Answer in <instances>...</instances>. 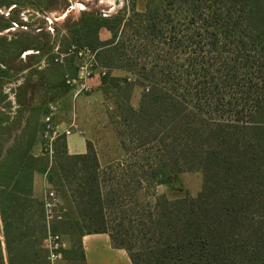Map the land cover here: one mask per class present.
Listing matches in <instances>:
<instances>
[{"label":"trees","instance_id":"trees-1","mask_svg":"<svg viewBox=\"0 0 264 264\" xmlns=\"http://www.w3.org/2000/svg\"><path fill=\"white\" fill-rule=\"evenodd\" d=\"M13 1L0 0V8ZM8 27L2 18L0 32ZM74 27L72 43L96 50L107 70L101 84L121 71L125 86L132 76L146 85L138 108L121 104L120 112L134 146L120 140L124 152H156V163H138L136 177L171 186L181 173L200 171L202 188L195 197L164 193L141 213L140 229L152 241L141 256L106 224L88 146L68 155L65 138L56 140L49 167L45 156L29 154L30 143L4 154L0 145V264H52L44 240L63 224L71 248L61 255L78 253L82 264L81 237L90 233L109 234L132 264H264V0H145L143 12L83 13ZM101 28L108 40L99 39ZM36 171L56 194L66 180L75 185L69 198L78 221L65 225L64 215L50 230L43 201L32 194ZM124 200L115 194L109 203Z\"/></svg>","mask_w":264,"mask_h":264},{"label":"rangeland","instance_id":"rangeland-1","mask_svg":"<svg viewBox=\"0 0 264 264\" xmlns=\"http://www.w3.org/2000/svg\"><path fill=\"white\" fill-rule=\"evenodd\" d=\"M108 1L110 3L112 0H74V8L68 11L69 0H14L10 7L27 3L30 6L26 10L39 12L43 17L32 22L22 20L21 25L19 24L20 28L12 26L0 34V99L11 95L13 89L21 82L24 73L16 75L15 71L29 67L26 74L31 71L37 72L33 85L40 84L32 94L36 102L45 103L51 96L66 100L65 88L67 86L64 78L65 75L73 76L71 74L75 73V59L72 55L65 54L71 46H79L72 43V37L74 26L79 23L81 15L83 13L106 14V16L118 13L126 15L129 8L135 5L133 4L134 0H128L121 9L111 13L112 11H105L109 4ZM12 7L13 9L8 13L11 19L17 20L25 17L23 16L25 11L16 6ZM8 9L7 7L0 8V25H2V18H7L5 14ZM49 21L53 23L52 30H50ZM36 46L41 49L36 50ZM24 47L29 49L27 51L29 55L22 57V48ZM56 58H62V62H56ZM10 70L13 71L12 76L9 73ZM125 75L124 72L113 71L109 78L113 77L115 81L108 79L105 84H101L100 81L99 87L96 88L99 93L83 101L82 104H78L74 100L73 106L75 105L76 109V121L82 124L83 135L89 140L87 146L94 153L99 164L100 189L104 202L106 224L110 230H113L117 240L123 238V243L130 247L132 254L139 253L144 256L147 246L152 241H146L140 229L139 220L144 219L141 213L147 207L153 209L156 198L165 192H169L171 197L174 195L173 192L184 190V185L191 190L202 187V174L200 171L183 172L180 174H184L181 178L182 181L177 177L171 186H155L150 184L148 179L136 177L140 174L138 163L145 165L156 163L154 158L156 152L153 148L154 152L146 150L139 151V154L138 151L125 153L121 147L120 140L122 139L131 148L134 147L127 140L126 135L129 133V127L122 122L121 104L137 109L141 94L145 92L146 87V85L134 84L136 80L134 76L128 79L129 85L125 86L121 82ZM116 79L118 80L116 81ZM71 103L64 104L63 111H66L67 115L70 112ZM117 131L122 132L123 136L120 137ZM51 163L48 160L49 167H51ZM70 170H72V163L68 166V171ZM67 174L68 176L66 177L64 174L63 178L72 176V173L67 172ZM68 181L70 180L68 179ZM50 188L56 193L55 188ZM56 189L60 199L58 213L61 218L49 223L51 231H53L55 223L65 220L66 215L68 220L65 225L78 221L76 210L69 198L72 193L76 194L75 185L72 182L68 184L66 180L64 187H56ZM115 194L125 197V200L120 204L114 202L110 204L109 199ZM64 215L65 218H63ZM63 228L64 224L55 233L63 236L62 250H68L71 248V244L68 236L64 234ZM66 257L75 259L67 261ZM52 264H82V262L79 260L78 253H73L71 256L68 253H62L61 257Z\"/></svg>","mask_w":264,"mask_h":264},{"label":"crops","instance_id":"crops-1","mask_svg":"<svg viewBox=\"0 0 264 264\" xmlns=\"http://www.w3.org/2000/svg\"><path fill=\"white\" fill-rule=\"evenodd\" d=\"M104 1V0H103ZM70 6L67 7L68 11H71L74 8V0H69ZM109 3V1H108ZM107 3V4H108ZM113 5L111 6V4ZM134 10L137 12H143L145 10V0H135L133 3ZM12 6H16L17 8L25 11L26 18L21 17L20 19H11L9 16V12L13 9ZM9 7L8 12L5 14L7 18H5L10 27L0 32V34L12 26L20 28L21 21L32 22L37 20V18L43 17L39 12H30L26 10L30 4H23L20 6L12 5ZM110 6V7H109ZM123 3L121 0H112L106 7L105 11H112L114 13L116 10L121 9ZM5 13V12H4ZM100 15V14H98ZM102 16H106L102 15ZM20 24V25H19ZM50 30H52L53 23L49 21ZM99 39L101 41L108 40L111 37V33L101 28L98 32ZM41 47L36 46V50H40ZM29 49L22 48V57L29 55L27 52ZM29 67H23L18 71H15V74L19 75L24 73L21 78V82L18 83L17 87L13 89L11 95H7L0 99V145L3 146V154L5 150L9 147H14L15 144H19V148H25L28 143H30L29 154L34 158H41L42 150H41V130L43 126V118L44 115L48 112V104L50 102H57L59 105V109L57 111L55 120L58 124H60L61 128L68 125L72 119L75 120L76 126L83 131L82 124L76 121V109L75 105L73 106V99L69 92V89L66 87V100H60L56 97H50L47 102L39 103L34 99V95H32L36 87L40 86V84H35V78L37 76L36 71H31L26 74ZM10 75H13V71H9ZM100 81L94 79L92 84L94 89L88 95L79 96L74 102L77 101L78 104H82L83 101L88 98L94 96L99 93L96 89L99 87ZM68 102L70 105V112L67 114L66 111H63L64 104ZM88 138L84 135L80 136L77 134L71 135L65 139V148L68 155H83L87 152V142ZM4 156V155H2ZM183 175H179L180 181L183 178ZM32 183V194L34 198L43 201L46 190L50 187L46 180V175L43 172L36 171L34 172ZM182 183V182H181ZM201 188L196 190H191L187 186L184 185V190L191 196L195 197L200 191ZM165 194L169 196V192H165ZM174 194V193H173ZM175 195V196H174ZM171 197H181L184 195V192H178ZM82 249L84 252L85 261L84 264H132L128 253L126 250L122 248H116L112 246L111 239L109 234L107 233H90L84 234L81 237Z\"/></svg>","mask_w":264,"mask_h":264},{"label":"built area","instance_id":"built-area-1","mask_svg":"<svg viewBox=\"0 0 264 264\" xmlns=\"http://www.w3.org/2000/svg\"><path fill=\"white\" fill-rule=\"evenodd\" d=\"M123 5L128 0H121ZM135 1V0H134ZM65 55H72L75 59V74L73 76L65 75L64 82L73 100L79 96L88 94L93 91L94 86L92 81L94 79L101 80L106 75L107 70L99 66L96 57V51L88 46H71ZM63 57V56H61ZM56 62H62V58H56ZM59 109L58 103L50 102L48 104V112L43 118V128L41 132L42 138V155L52 162L54 156V143L61 138H68L71 135L77 134L82 136L83 132L75 123V120L61 128L55 120L57 111ZM60 199L50 187L46 190L43 198V209L45 214V221L47 226L52 220H58L61 215L58 213ZM63 236L60 234L48 232L44 240V247L48 251V260L52 263L61 257V250L63 249Z\"/></svg>","mask_w":264,"mask_h":264},{"label":"bare ground","instance_id":"bare-ground-1","mask_svg":"<svg viewBox=\"0 0 264 264\" xmlns=\"http://www.w3.org/2000/svg\"><path fill=\"white\" fill-rule=\"evenodd\" d=\"M113 5V3L111 4V6ZM110 7V6H109Z\"/></svg>","mask_w":264,"mask_h":264},{"label":"flooded vegetation","instance_id":"flooded-vegetation-1","mask_svg":"<svg viewBox=\"0 0 264 264\" xmlns=\"http://www.w3.org/2000/svg\"><path fill=\"white\" fill-rule=\"evenodd\" d=\"M23 18H26V17H23Z\"/></svg>","mask_w":264,"mask_h":264}]
</instances>
